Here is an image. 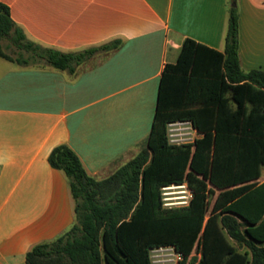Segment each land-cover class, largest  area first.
<instances>
[{"label":"crops","instance_id":"obj_1","mask_svg":"<svg viewBox=\"0 0 264 264\" xmlns=\"http://www.w3.org/2000/svg\"><path fill=\"white\" fill-rule=\"evenodd\" d=\"M26 40L77 53L114 40L73 74L0 57V264H25L35 245L74 223L63 172L48 156L65 144L102 180L132 159L149 135L166 64L191 39L224 50L230 0H0ZM242 71L264 72V0H237ZM170 144L200 136L172 123ZM259 182L264 181V167Z\"/></svg>","mask_w":264,"mask_h":264},{"label":"trees","instance_id":"obj_2","mask_svg":"<svg viewBox=\"0 0 264 264\" xmlns=\"http://www.w3.org/2000/svg\"><path fill=\"white\" fill-rule=\"evenodd\" d=\"M230 3L223 52L186 39L176 62L164 66L150 133L132 159L97 180L67 145L50 152V167L67 179L74 223L33 246L25 264H151V251L166 247L184 257L179 264H264V72L240 67L237 0ZM5 39L27 55L12 58L0 44L1 58L70 74L122 45L70 54L42 48L0 3ZM186 122L200 137L170 144L168 125ZM172 185H186V206H163L161 189Z\"/></svg>","mask_w":264,"mask_h":264},{"label":"rangeland","instance_id":"obj_3","mask_svg":"<svg viewBox=\"0 0 264 264\" xmlns=\"http://www.w3.org/2000/svg\"><path fill=\"white\" fill-rule=\"evenodd\" d=\"M0 44L2 45L3 47V51L5 54L9 55L10 57L12 58H17L19 56V53L22 52V54L24 56H26L27 54H25L24 51H20L18 50L13 44H11V42L7 39L5 40H1L0 41ZM170 133L167 132V136H168V139L171 140L173 139L172 137H170L169 135ZM182 185L179 186H176V187H179V188H175V189H172L170 190L169 192H171L172 194L168 197L172 198L170 201L168 202H165L167 204H172V207H169V208H176V207H183V206H186L184 203L185 201V197H188L189 196V191L187 189V187H181ZM161 198L163 199L164 196L162 195V191H161ZM190 197H188V200L187 202L189 201ZM162 203L164 204V201L162 200ZM168 208V207H167ZM234 246H236L235 243H232ZM172 252L171 251H165V252H158V253H152L151 254V264H175V261H174V257L172 256L171 254ZM154 260H159L160 262L158 263H153Z\"/></svg>","mask_w":264,"mask_h":264},{"label":"built area","instance_id":"obj_4","mask_svg":"<svg viewBox=\"0 0 264 264\" xmlns=\"http://www.w3.org/2000/svg\"><path fill=\"white\" fill-rule=\"evenodd\" d=\"M180 187V186H179ZM179 187H176L175 185H172V186H169V187H164V188H162L161 189V191H162V195L164 196V198L162 199L163 201H164V204H163V206L165 207V208H169V207H172V204H167V203H165V202H168V201H170L172 198H170V197H168V196H170L172 193L171 192H169L170 190H172V189H175V188H179ZM181 187H186V185H182ZM189 191V190H188ZM190 193V192H189ZM188 197H191V195L189 194V196ZM188 197H185V201L184 202H182V203H184L185 205L188 203L187 202V200H188ZM171 251L172 253V256L174 257V261H175V264H179L181 261H183L184 260V257L181 255V254H179V253H177L172 247H166V248H158V249H154V250H152L151 251V254L152 253H158V252H165V251ZM158 262H160L159 260H154L153 261V263H158Z\"/></svg>","mask_w":264,"mask_h":264},{"label":"water","instance_id":"obj_5","mask_svg":"<svg viewBox=\"0 0 264 264\" xmlns=\"http://www.w3.org/2000/svg\"><path fill=\"white\" fill-rule=\"evenodd\" d=\"M232 6H235L234 4H232Z\"/></svg>","mask_w":264,"mask_h":264}]
</instances>
